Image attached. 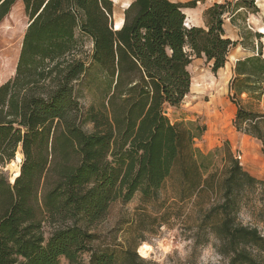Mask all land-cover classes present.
Here are the masks:
<instances>
[{
	"label": "trees",
	"instance_id": "16d2710c",
	"mask_svg": "<svg viewBox=\"0 0 264 264\" xmlns=\"http://www.w3.org/2000/svg\"><path fill=\"white\" fill-rule=\"evenodd\" d=\"M198 1L133 0L115 29L113 0H0V26L18 4L29 18L15 73L0 84V264H86L87 252V264H148L137 248L94 246L92 229L116 200H158L176 167L181 200L203 189L221 194L203 222L227 264H264V234L237 218L245 191L261 185L264 200V181L240 165L228 141L209 153L197 148L204 122L168 116L190 92L192 53L217 73L243 44L226 35V18L259 9L256 0L216 2L205 27H189L184 9ZM234 74V127L258 140L264 156L262 52L238 60ZM84 79L102 86L87 106ZM223 150V168L212 170ZM14 159L20 171L11 182L3 168Z\"/></svg>",
	"mask_w": 264,
	"mask_h": 264
},
{
	"label": "rangeland",
	"instance_id": "374dc122",
	"mask_svg": "<svg viewBox=\"0 0 264 264\" xmlns=\"http://www.w3.org/2000/svg\"><path fill=\"white\" fill-rule=\"evenodd\" d=\"M131 1L133 0H118L120 5L115 3V24L123 21L124 9ZM176 1L187 3L191 0ZM218 1L200 0L195 8H185L186 21L193 26L192 23L197 24L203 19L206 25L205 11ZM259 13L260 10L257 12L243 9L240 14L253 16ZM28 22L29 18L23 6L18 4L0 26V84L15 73ZM252 27L253 30L242 29L240 38H243V41L240 42V39L238 41L243 43L242 47L254 48L253 54L262 52L264 57V34L256 27ZM91 48V41L85 39L84 50L87 59L90 58ZM188 69L191 74L190 92L181 108L171 109L168 116L173 122L199 119L207 125L205 134L195 141V146L203 152L209 153L217 148L224 149L227 141L221 139L218 130L222 128L228 132L231 129L240 133L234 127L235 115L231 117V110L219 98L223 89L221 84L215 83L210 64L204 57L192 53V62ZM101 87L99 86L97 91L95 84L90 85L88 79H84L80 85L82 102L87 106L95 98H101ZM242 98L247 101V95H243ZM257 109L264 112V100ZM87 129L92 130V126H87ZM255 141L262 148L261 143L256 139ZM223 154L224 150L214 157L215 165L212 170L220 171L223 168L224 164L221 160ZM233 154L235 156L236 153ZM18 155L22 157L20 153ZM254 159L257 162L261 160L264 162V156L262 159L257 157ZM243 167L258 180L264 181V164L259 165V171L250 169L249 164ZM18 168L20 171V164L16 159L3 168V172L11 182L17 176ZM182 188L180 170L176 167L173 175L164 184L158 200L143 202L140 194L137 193L129 202L122 200L112 202L106 218L92 229L99 235L93 245L137 248L138 255L148 264H227L229 258L219 253L217 247L219 240L211 231V224L203 222V217L210 207L221 202V194L203 189L193 197L181 200L179 196ZM237 218L244 225L257 226L264 234V200L261 185L242 194ZM44 230L48 235L52 226L46 223ZM89 257L88 252L83 254V263L87 264ZM59 264L69 263L62 258Z\"/></svg>",
	"mask_w": 264,
	"mask_h": 264
},
{
	"label": "crops",
	"instance_id": "0c3cea01",
	"mask_svg": "<svg viewBox=\"0 0 264 264\" xmlns=\"http://www.w3.org/2000/svg\"><path fill=\"white\" fill-rule=\"evenodd\" d=\"M113 1L114 3H119L120 5V2H117L118 0ZM172 1L177 2L176 0ZM222 2H225V0L218 1V3ZM256 4L258 9L260 10L259 15L249 16L246 14H242L243 17L239 19V17H235V14H233L234 18L232 20L230 17L226 18L224 23V29L228 37L235 41H238L239 39L241 41L242 38H240V34L242 29L253 30L254 28L252 26L256 27L258 31L264 34V32L261 31V28H264V0H256ZM127 7H125V9ZM192 25L204 26L205 24L203 19H201V21L199 20L197 24L192 23ZM253 53V49H247L245 47H242V45H238L231 51L226 65L223 68L219 69L217 73H213L215 83L219 85L221 84V88L223 89L221 92L222 96H219V98L222 100V103L225 104V106H227V108L231 110V117H233L237 112V106L231 101L229 97V86L232 78L235 76L234 68L236 62L238 60L253 55ZM245 95L246 94H244V96ZM218 132L221 134V139H224L230 143V147L234 153L241 152L243 154L245 166L249 164L250 169H252L253 171H259V165L264 164V162H262V160L257 162L254 158L257 157L262 159L263 156L261 154L260 145L255 141L253 137L243 133L233 132L231 129L228 132H225L221 128V130H218ZM220 137H218V140H220ZM218 142L220 143V141Z\"/></svg>",
	"mask_w": 264,
	"mask_h": 264
},
{
	"label": "built area",
	"instance_id": "2783aa9c",
	"mask_svg": "<svg viewBox=\"0 0 264 264\" xmlns=\"http://www.w3.org/2000/svg\"><path fill=\"white\" fill-rule=\"evenodd\" d=\"M236 158L238 159L239 163L241 166H244L245 165V161H244V157H243V154L241 152H237L235 154Z\"/></svg>",
	"mask_w": 264,
	"mask_h": 264
},
{
	"label": "bare ground",
	"instance_id": "6f19581e",
	"mask_svg": "<svg viewBox=\"0 0 264 264\" xmlns=\"http://www.w3.org/2000/svg\"><path fill=\"white\" fill-rule=\"evenodd\" d=\"M185 12V11H184ZM123 23V21L121 20L120 22L116 23V28H119L121 26V24ZM186 25H189V23L186 21ZM261 31L264 32V28H261ZM17 177V176H16Z\"/></svg>",
	"mask_w": 264,
	"mask_h": 264
},
{
	"label": "water",
	"instance_id": "95a60500",
	"mask_svg": "<svg viewBox=\"0 0 264 264\" xmlns=\"http://www.w3.org/2000/svg\"><path fill=\"white\" fill-rule=\"evenodd\" d=\"M115 29H117V28L115 27Z\"/></svg>",
	"mask_w": 264,
	"mask_h": 264
}]
</instances>
